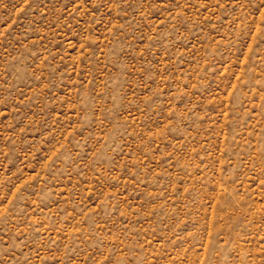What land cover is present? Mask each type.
Here are the masks:
<instances>
[{
  "label": "rangeland",
  "instance_id": "obj_1",
  "mask_svg": "<svg viewBox=\"0 0 264 264\" xmlns=\"http://www.w3.org/2000/svg\"><path fill=\"white\" fill-rule=\"evenodd\" d=\"M0 264H264V0H0Z\"/></svg>",
  "mask_w": 264,
  "mask_h": 264
}]
</instances>
